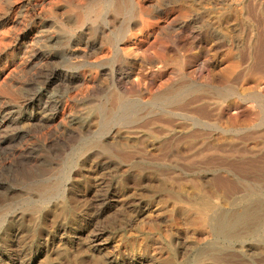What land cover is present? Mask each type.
<instances>
[{
	"label": "rangeland",
	"instance_id": "1",
	"mask_svg": "<svg viewBox=\"0 0 264 264\" xmlns=\"http://www.w3.org/2000/svg\"><path fill=\"white\" fill-rule=\"evenodd\" d=\"M91 1L0 0V264H264V0L83 23ZM228 5L255 13L252 64L248 23L207 17ZM172 177L223 188L205 233L175 219L199 195Z\"/></svg>",
	"mask_w": 264,
	"mask_h": 264
},
{
	"label": "bare ground",
	"instance_id": "2",
	"mask_svg": "<svg viewBox=\"0 0 264 264\" xmlns=\"http://www.w3.org/2000/svg\"><path fill=\"white\" fill-rule=\"evenodd\" d=\"M71 4L76 5L74 0H68ZM206 1V0H204ZM129 2V3H128ZM134 5L136 10H137V15L141 18L144 15L147 14L146 7L141 3L140 1L137 2L136 0H94L86 3H80L77 4L78 8L80 10H83V18L82 22L85 23L88 21L90 14L93 13L96 16L102 15L105 11H108L106 13L112 12L113 16H120L126 8H128L129 5ZM182 4L186 5L188 8H191L195 11H200L202 8V2L200 0H181ZM230 6H226L223 8L222 12L224 11L225 13H222L221 10L217 9H209V20H214L216 25H220L222 27L228 28L232 18L235 19H240L244 20L248 23L252 34H253V39L252 43L250 46V55H249V61L250 64L254 61V42L256 41L257 38V18L255 17V13L252 11L251 8L248 7V5H244V7L237 11L235 14L230 11ZM259 13L262 14L264 17V4L262 3L259 5V8L257 10ZM234 19V20H235ZM143 27L145 30H151L152 28L155 27L154 23H151L149 21H143ZM144 30V31H145ZM148 31V32H149ZM121 51V49L119 50ZM211 86L214 85L213 81L210 83ZM124 88V87H122ZM194 120L196 121H201V116H192ZM120 146L115 147L118 149ZM124 178L128 180H132L134 184L138 185L137 183L141 182V175L139 174L138 171L134 172H125L124 173ZM170 184L176 185L177 186V192H183L186 187H191L197 194L199 195L197 199H182L178 198L173 204V210H174V217L176 220H182L184 224L189 225L191 227H195L198 230H201L205 233L207 230V225L209 224V214L211 213L214 205V200L219 197L220 194L224 192L223 188H219L216 185H204L201 182L198 181H187V182H179L175 177H172L171 180L169 181ZM85 191H89V181H85ZM70 198H69V203L72 204H77L76 199H78V196H76L75 191L70 192ZM85 199V198H84ZM86 200V199H85ZM87 207V205H85ZM166 210V208H159L157 209L158 215L163 211ZM151 217V216H150ZM33 220L29 221V227L32 233H35L36 230L33 227ZM230 226V222H224L223 227H228ZM222 231V230H221ZM226 231V230H225ZM98 233L96 236L92 237V244L98 242H101V237L103 234ZM109 244L107 242H103L97 246V253L98 254H103L105 250L107 249V246ZM96 247V246H95ZM96 249V248H95ZM82 251L80 249L77 250V254H81ZM174 259L177 260V256L175 255L173 257ZM95 260V259H94ZM175 261V260H174ZM218 263H222L221 261H217Z\"/></svg>",
	"mask_w": 264,
	"mask_h": 264
}]
</instances>
